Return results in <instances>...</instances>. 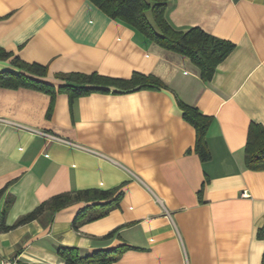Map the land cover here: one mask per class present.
Returning a JSON list of instances; mask_svg holds the SVG:
<instances>
[{
	"label": "crops",
	"instance_id": "obj_1",
	"mask_svg": "<svg viewBox=\"0 0 264 264\" xmlns=\"http://www.w3.org/2000/svg\"><path fill=\"white\" fill-rule=\"evenodd\" d=\"M165 20L233 44L210 81L189 58L89 0H0V48L46 66L45 83L57 88L59 73H139L165 85L72 101L0 87V221L9 227L0 232V259L65 264L63 246L81 256L115 250L111 264H261L264 170L246 168L244 148L249 126L264 127V0H166ZM10 61L0 60V73L20 72ZM179 103L212 119L208 162L195 153V129ZM79 190L120 198L77 230L75 218L93 203L17 224L49 198Z\"/></svg>",
	"mask_w": 264,
	"mask_h": 264
},
{
	"label": "trees",
	"instance_id": "obj_2",
	"mask_svg": "<svg viewBox=\"0 0 264 264\" xmlns=\"http://www.w3.org/2000/svg\"><path fill=\"white\" fill-rule=\"evenodd\" d=\"M101 12L113 20H119L135 32L141 34L150 42L167 51L186 56L200 70V77L204 82L211 80L217 66L233 50V44L213 37L199 28L187 31L174 30L165 20L166 0H89ZM150 14L151 22L147 15ZM11 59L10 63L20 72L0 73V87L17 89L27 88L46 93L51 97L55 92L65 93L70 101L87 96L91 93H108L110 89L117 92H133L143 89H164L165 85L152 75L134 73L129 79H115L100 76L96 73H59L54 78L61 84L54 86L44 82L47 77V67L36 63H26L12 54L0 48V60ZM182 118L195 129V153L201 162L210 160V153L206 146V135L212 119L203 116L193 107L179 103ZM245 152V166L252 171L264 170V127L251 124L249 126ZM2 190L0 191V196ZM119 194L115 191L79 190L55 195L41 203L32 212L21 217L18 225L27 224L38 219L43 213L54 214L57 211L75 203H93L85 208L75 218L73 228L75 230L85 223L103 217L115 206L119 200ZM109 201L98 205V201ZM97 206H100L97 208ZM95 207V208H94ZM102 209L100 213L90 212V209ZM0 221V232L7 231ZM118 230L109 233L106 238H112ZM257 237L264 241V230H259ZM59 257L65 264H111L112 256L116 251H96L89 256H81L79 250L74 247H59ZM264 264V253L262 262Z\"/></svg>",
	"mask_w": 264,
	"mask_h": 264
},
{
	"label": "built area",
	"instance_id": "obj_3",
	"mask_svg": "<svg viewBox=\"0 0 264 264\" xmlns=\"http://www.w3.org/2000/svg\"><path fill=\"white\" fill-rule=\"evenodd\" d=\"M46 136L50 140H57L56 138L50 137L48 135H46ZM242 196L245 197L246 194L243 193ZM15 263H16V259L15 258H11V259H0V264H15Z\"/></svg>",
	"mask_w": 264,
	"mask_h": 264
}]
</instances>
